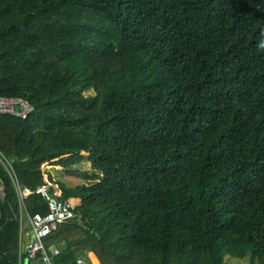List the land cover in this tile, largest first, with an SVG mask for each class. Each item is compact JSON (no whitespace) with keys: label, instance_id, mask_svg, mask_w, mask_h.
<instances>
[{"label":"trees","instance_id":"16d2710c","mask_svg":"<svg viewBox=\"0 0 264 264\" xmlns=\"http://www.w3.org/2000/svg\"><path fill=\"white\" fill-rule=\"evenodd\" d=\"M0 95L33 106L0 114L19 183L81 179L54 264H264V0H0ZM17 216L0 164V264Z\"/></svg>","mask_w":264,"mask_h":264},{"label":"built area","instance_id":"2783aa9c","mask_svg":"<svg viewBox=\"0 0 264 264\" xmlns=\"http://www.w3.org/2000/svg\"><path fill=\"white\" fill-rule=\"evenodd\" d=\"M33 110V106L23 97L0 95V114L26 118ZM0 164L10 177L18 204L19 248L18 264H54L53 257L60 251L56 244L46 245V238L56 231L59 226L75 216V200L62 197L59 182L43 175V182L34 190L19 183L11 161L0 150ZM32 192L39 194L45 200V212L30 214L25 205V198ZM26 219L30 230L26 241V248L21 250L23 235V219ZM76 263L87 264L82 258Z\"/></svg>","mask_w":264,"mask_h":264},{"label":"rangeland","instance_id":"374dc122","mask_svg":"<svg viewBox=\"0 0 264 264\" xmlns=\"http://www.w3.org/2000/svg\"><path fill=\"white\" fill-rule=\"evenodd\" d=\"M54 160L55 159H52L51 161L53 162ZM76 166L78 170H87L89 168V164L86 161L80 162ZM42 169L45 171L52 170L53 177H55L57 181L65 183L68 187H72L81 181L79 177L68 175L65 169L61 168L59 165H53V164H49L48 162H44L42 164ZM23 225H24L23 232L30 234V230L29 228H27V222L25 218L23 220ZM22 248L24 250L26 248V244H23ZM91 258L93 257L91 256ZM228 260L230 262L229 264H249L246 260H238L237 258H229ZM255 264H258V263H255Z\"/></svg>","mask_w":264,"mask_h":264},{"label":"crops","instance_id":"0c3cea01","mask_svg":"<svg viewBox=\"0 0 264 264\" xmlns=\"http://www.w3.org/2000/svg\"><path fill=\"white\" fill-rule=\"evenodd\" d=\"M46 175V174H45ZM76 200V204H77V202H78V199H75ZM18 217V216H17ZM25 218V217H24ZM24 220V219H23ZM27 222V221H26ZM27 228H28V226H27ZM23 229H24V225H23ZM28 235H29V233H25V232H23V235H22V239H21V250L23 251V248H22V246H23V244H26V241H27V239H28ZM61 243V242H60ZM60 243H58V244H56L57 246H59V248H60ZM18 248H19V228H18ZM88 254H87V256H88V258H89V263H87L86 261H85V259H83L87 264H100V262H99V260H98V258L96 257V255L93 253V252H91V251H88L87 252ZM91 256L93 257V258H91ZM96 262V263H95ZM17 264H18V256H17ZM78 264V263H77Z\"/></svg>","mask_w":264,"mask_h":264}]
</instances>
